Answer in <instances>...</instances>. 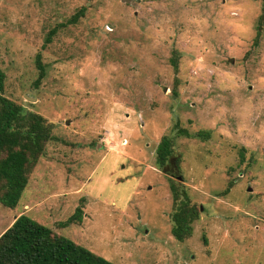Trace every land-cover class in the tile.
I'll return each mask as SVG.
<instances>
[{"label":"rangeland","instance_id":"1","mask_svg":"<svg viewBox=\"0 0 264 264\" xmlns=\"http://www.w3.org/2000/svg\"><path fill=\"white\" fill-rule=\"evenodd\" d=\"M263 9L0 0L2 94L52 136L17 205L0 203V235L26 214L115 264H264ZM163 135L181 159L175 175L155 163ZM171 184L198 215L182 241ZM77 206L81 222L61 227Z\"/></svg>","mask_w":264,"mask_h":264},{"label":"trees","instance_id":"2","mask_svg":"<svg viewBox=\"0 0 264 264\" xmlns=\"http://www.w3.org/2000/svg\"><path fill=\"white\" fill-rule=\"evenodd\" d=\"M261 1L264 5V0ZM83 15L84 7L74 13L68 23H76ZM263 17L264 14L261 19ZM50 37L48 36L46 41H49ZM37 60L40 78L44 75V65L40 62V55ZM171 63L176 66V56L172 57ZM3 86L4 73L0 70V203L5 207L14 208L28 183L27 174L30 167L42 154L44 143L52 136L44 118L5 97L2 94ZM174 127L177 135L190 136L185 128H178L177 123ZM202 134L203 132L199 131L195 136L201 137ZM172 153L173 139L169 135H163L155 148V163L164 173L175 175L174 168L180 171L178 165L181 159L179 156L172 157ZM175 173L178 174L177 171ZM170 187L174 200L180 202L171 217V233L177 240L182 241L191 235V223L198 215L195 208L189 205L188 195L181 194L173 184ZM82 214V208L77 206L66 221L60 222V226L66 227L71 223L81 222ZM0 264L115 263L65 236L54 233L50 227L28 215L20 214L0 235Z\"/></svg>","mask_w":264,"mask_h":264}]
</instances>
